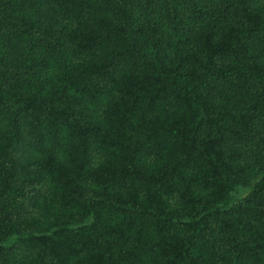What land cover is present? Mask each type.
Returning <instances> with one entry per match:
<instances>
[{
  "label": "trees",
  "instance_id": "16d2710c",
  "mask_svg": "<svg viewBox=\"0 0 264 264\" xmlns=\"http://www.w3.org/2000/svg\"><path fill=\"white\" fill-rule=\"evenodd\" d=\"M0 264H264V0H0Z\"/></svg>",
  "mask_w": 264,
  "mask_h": 264
}]
</instances>
